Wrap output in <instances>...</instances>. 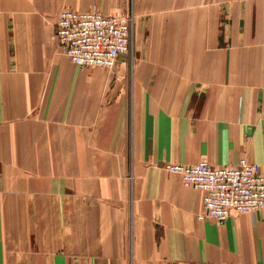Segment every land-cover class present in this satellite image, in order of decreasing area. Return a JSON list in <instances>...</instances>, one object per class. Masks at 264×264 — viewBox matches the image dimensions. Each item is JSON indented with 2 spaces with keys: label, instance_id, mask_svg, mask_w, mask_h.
Wrapping results in <instances>:
<instances>
[{
  "label": "crops",
  "instance_id": "crops-1",
  "mask_svg": "<svg viewBox=\"0 0 264 264\" xmlns=\"http://www.w3.org/2000/svg\"><path fill=\"white\" fill-rule=\"evenodd\" d=\"M63 8H131L132 78L61 52ZM188 141L264 172V0H0V264H264V209L163 169Z\"/></svg>",
  "mask_w": 264,
  "mask_h": 264
},
{
  "label": "built area",
  "instance_id": "built-area-1",
  "mask_svg": "<svg viewBox=\"0 0 264 264\" xmlns=\"http://www.w3.org/2000/svg\"><path fill=\"white\" fill-rule=\"evenodd\" d=\"M133 14L108 15L98 10H60L55 36L61 52L78 66L113 67L130 51ZM163 169L202 194L203 216L224 222L230 213L264 209V172L246 158L234 165L168 162Z\"/></svg>",
  "mask_w": 264,
  "mask_h": 264
},
{
  "label": "rangeland",
  "instance_id": "rangeland-1",
  "mask_svg": "<svg viewBox=\"0 0 264 264\" xmlns=\"http://www.w3.org/2000/svg\"><path fill=\"white\" fill-rule=\"evenodd\" d=\"M131 11V8H128V12H130ZM128 12H126V13H128ZM134 21H135V18H134ZM131 47H132V45H131ZM127 54H129V58H130V60H131V62L130 63H127V64H129L128 66L126 65V66H124V68H126L127 69V67H128V69L126 70V74H124V76L121 78V76H120V78L115 74V69H116V67H117V65L115 64L113 67H111V68H107V70H108V74L107 75H105V76H103V77H106L107 79H109V82H121V79L122 80H124V81H122V82H126V78L128 79H130V78H132V62H133V55H132V53H131V48H130V51L127 53ZM119 65V64H118ZM127 75V76H126ZM204 127H206V125H204ZM201 130H205L204 128H203V126H201V128H200ZM191 130V131H190ZM193 129L191 128V127H189V134H188V136H193V140H195V136H196V138L198 139V135H199V137H201V136H203V134H198V135H196V133H194L193 131H192ZM198 142H189L188 141V145H187V149H186V155H187V157H198V158H200V160L202 161V160H204V161H207V160H209V156H210V154H211V151H210V145H203V144H201V145H198L197 144ZM126 157L127 158H129V159H133V157H134V152L132 151V150H128L127 151V153H126ZM244 158V157H243ZM247 159V158H246ZM248 160V159H247ZM249 161V160H248ZM208 162V161H207ZM251 163H253L254 165H255V167L259 170V171H261L262 169H261V166L259 165V164H257V163H254V162H251ZM186 164V163H185ZM187 164H190V161H189V163H187ZM210 164H212V163H210ZM234 165V164H233ZM262 172V171H261Z\"/></svg>",
  "mask_w": 264,
  "mask_h": 264
}]
</instances>
